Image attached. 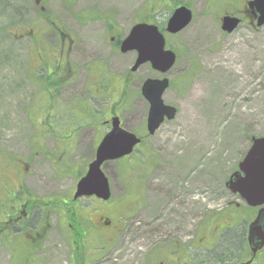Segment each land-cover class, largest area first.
Listing matches in <instances>:
<instances>
[{
  "label": "rangeland",
  "instance_id": "1",
  "mask_svg": "<svg viewBox=\"0 0 264 264\" xmlns=\"http://www.w3.org/2000/svg\"><path fill=\"white\" fill-rule=\"evenodd\" d=\"M180 5L188 6L193 20L180 33H165L167 47L177 54L178 59L166 74L171 82L163 95L164 102L177 109V115L172 120H166L154 135H150L146 127L149 104L142 96L141 87L145 79L159 77L160 74L149 64L132 73L130 69L137 53H121L114 48L110 37L115 36V41H122L140 22L157 23L164 30L172 12ZM239 8H243V0H0V158L17 153L31 159L32 153L28 154V151L39 150L38 141L43 145L40 157L50 155L55 149L53 144L75 143L76 137L67 134L38 137V129L49 128L55 122L59 127L70 124L72 127L84 126L73 114L64 122L57 114H52L51 108L61 113L69 101L72 106L75 100L80 99V84L83 86L87 77L86 63L89 64L96 57L93 54L98 52L97 58L104 63L107 74L114 75L115 82L119 83L120 77L124 82H128L130 76L134 77V82H129L127 88V107L124 100L116 106V111L122 116L124 126L139 132L144 140L134 159L129 157L133 161L106 164L104 170L110 179L113 202L133 191L139 181L143 186L145 203L138 212L144 217L148 211L155 214L149 216H158L164 208L161 218L165 221V232L171 243L174 239L190 241L199 230V238L203 235L200 246L210 245L214 232L220 234L225 229L223 227L228 228L224 226L222 215L229 212V202L232 201L233 208L229 215L235 214L234 202L243 203L226 183L238 170L253 138L264 137V103L248 105V100L260 92L264 93V26L252 29L245 22L231 34L221 29L223 15ZM112 24L114 28H111ZM30 30L36 35H32ZM60 30L71 33L74 38L72 48L75 51H72L69 60L77 73L71 77L73 85L64 87L63 84L67 83H61L55 88L48 78V72L53 67L46 65L45 69L37 64H45L39 54L45 56L49 64L50 60H56L53 49L62 47ZM68 46L67 40L66 48ZM249 47L262 49L260 59L257 60L255 53L253 63L244 71L245 79L240 78L248 81L243 91L246 94L240 97L233 95L232 98L251 114L245 122H235L231 108L222 103L216 104L222 101H217L215 96L219 90L229 89L235 82L226 78L224 68L228 62L239 55L242 48ZM219 61L221 65L217 67ZM237 70L242 72L239 67ZM49 88L56 97H62L52 99L50 105L46 102ZM104 93L106 95V84L103 86ZM111 96H105L102 101L105 113L114 106ZM97 141L98 137L94 135L78 136V150L71 146L74 151L71 155L74 156L70 177L67 178L51 170L45 171V158H36L34 173L38 185L44 186L43 180L38 179L44 177L57 194H68L67 191L74 189L76 179L86 170L88 162L92 161ZM62 150L61 147L57 155ZM53 167L57 168L56 164ZM150 205L152 210H148ZM124 209L129 214L126 212L128 206ZM256 209L244 210L240 218L245 220L237 224L230 220L229 224L236 225L229 227L231 231H222V239L226 237L227 243L236 242L239 246L243 231L247 236ZM218 215L221 216L217 218ZM127 217L121 219L126 225V232L120 241L131 239V220ZM216 220L215 225L209 224L210 233L203 234L207 221ZM60 233L61 236H57ZM60 233L57 231L53 241L50 239L54 249L52 264H66L68 261L69 246L64 239L67 233ZM140 234L141 242L130 243L126 247L135 252L131 259L116 244L113 253L118 259L121 257L118 264L143 261L147 240ZM220 242L213 246L212 251L218 248ZM244 245L241 243L238 250L231 254L233 259L242 261L249 258ZM204 246L200 248L199 255L206 261L205 264L233 263V260L229 261L230 255L220 256V253L207 261V255L203 254ZM261 252L253 264H264V249ZM109 256L113 259L111 253ZM14 259L13 247L0 251V264H10Z\"/></svg>",
  "mask_w": 264,
  "mask_h": 264
},
{
  "label": "flooded vegetation",
  "instance_id": "2",
  "mask_svg": "<svg viewBox=\"0 0 264 264\" xmlns=\"http://www.w3.org/2000/svg\"><path fill=\"white\" fill-rule=\"evenodd\" d=\"M249 1L243 0L242 9L239 8L235 12L225 13L224 15L230 14L238 17L242 23L246 22L252 29H255L256 14L249 9ZM114 27L112 24L111 28ZM29 32L32 35H36L33 30ZM59 36H62V47L61 49H53V56L56 60H50L51 63L49 64L46 62L45 56L39 54L42 63L45 64H37V66L45 69L46 65H49L48 68L53 67L48 72V78L49 83H52V87L55 86V88L61 83H67L63 84L64 87L73 85L74 82L71 77H74L75 73H77V69H73L72 62L69 60V57L71 58L72 56V51H75L72 48L74 38L71 33L63 31L59 33ZM115 38V36H111L110 41L117 50L120 49L121 41H115ZM67 40L69 41V46L66 48ZM93 55L96 57L91 59L89 64L86 63L85 71L87 77H85L83 86L80 84V99L75 100L72 106H70V101L68 104L62 103L66 105V109L64 108L65 111L61 113L54 112L51 108L52 114H57L64 122L67 121L70 114H73L75 119H80L81 122H79L84 126L72 127L70 124V126L59 127L55 122L49 128L38 129L39 133H37L38 137L46 135L54 137L59 134H67L72 138L75 136V143L74 141L67 145L59 143L58 146L53 144L52 147H55V149H52L53 151H51L50 155L40 157L43 145L38 141L37 146L40 149L28 151V154L32 153L31 159L17 153L10 156L5 154L0 158V251H5L7 247H13L14 264H52L51 257L54 249L51 248L53 244L52 242L50 243V239L53 241L54 232L57 230L59 233H67L65 234L66 236L64 235V239L67 242L66 245L69 246L66 264H108L110 261L113 264H118L121 257L118 259L113 253L117 247L116 244L121 246L122 253L124 252L131 259L135 252L126 247L130 243L141 242L140 233H142L147 240L145 242L147 252L142 262L135 260L136 264H205L206 261L199 255L200 248L204 246L199 244V242L203 241V235L199 238V230L196 235L194 233L191 236L190 241L183 242L174 239L173 243H171L165 232V221L161 218V214L164 216V208H162L158 216H149L155 214H151L148 211L144 217L143 214L138 212L141 211L142 204L145 203L143 186L139 181L138 183L134 182L137 184L133 191L126 193L115 202H113L112 196L109 200H103L97 195L76 196L79 180L85 176L90 162L96 158V151L103 137L112 129L113 117L120 116L119 112L116 111V106H119L125 100L127 107V88L132 80L134 82V77L131 76L128 78V82H124L121 77L119 78V83L115 82L114 75H108L104 63L97 58L98 52ZM104 84H106V95L105 93L102 94ZM110 94H112L111 97L114 99V106L109 112L105 113L102 101L106 98L105 96H110ZM59 98L62 97H56L52 88L47 90L46 102L48 105L51 104L52 99L58 100ZM120 118L122 127L127 129L123 124L122 116ZM82 135H94L95 138L98 137V141L94 143V146H96L95 155L92 161L88 162L84 173H81L76 179L77 182L74 189L67 191L68 194L66 195H59L44 177L38 178L43 180L44 186L38 185L34 173L35 159L45 158L44 163L47 165L45 166V171L51 170L54 173L56 172L57 175L63 174L61 177H70L69 171L74 156L71 155L74 153L71 146L75 147V151H77L79 147L78 136ZM38 139L40 140V138ZM61 147L63 148L62 153L57 155ZM131 156L134 159L135 156L133 154ZM125 159L123 158L119 162H125ZM54 164H56L57 168L53 167ZM237 196L241 199L239 195ZM126 199L127 202H124ZM241 200L243 203L234 202L237 211L234 210V215H229L233 211L232 201L229 202L228 205L231 206L229 212L227 211V214L222 215L224 226H228V228L223 227L225 228L222 230L223 233L227 229L231 230L229 227L233 228L238 222L245 220V218H240L244 215L242 214L244 210L257 208L256 215L259 212L260 208L252 207L245 200ZM125 206H128L129 212L128 210L126 212L129 214L125 213ZM152 208L153 206L150 205L148 210H152ZM220 216L218 215L217 218ZM126 217L131 220V239L130 241H120V237L124 236L126 232V225L121 219ZM230 220L236 224H229ZM216 223L217 220L207 222L203 234L208 233L210 230L209 224L215 225ZM198 227L199 224L196 226L195 231ZM222 231L220 234L217 232L213 233L214 240L209 242L210 245L207 244L203 247V249L205 248L203 251L204 256L212 251L214 245L215 247L218 245L217 242L224 236ZM243 232L242 244L243 242L245 243V253L246 256L249 255V258L238 261L241 259H233L230 256L229 261L233 260L232 264H248L252 260L246 231ZM61 234L57 236H61ZM110 253L113 255V259L112 256H109ZM261 253L260 251L249 264L255 263L256 258Z\"/></svg>",
  "mask_w": 264,
  "mask_h": 264
},
{
  "label": "water",
  "instance_id": "3",
  "mask_svg": "<svg viewBox=\"0 0 264 264\" xmlns=\"http://www.w3.org/2000/svg\"><path fill=\"white\" fill-rule=\"evenodd\" d=\"M250 10L255 12L257 27L264 25V0H250ZM192 11L186 6L176 8L169 17L166 32L177 34L192 21ZM241 20L225 15L221 28L226 33L234 32ZM120 51H135L136 61L132 67L135 72L140 66L149 63L151 67L166 74L176 63V53L167 48L165 34L155 23H137L122 40ZM169 87V79L148 78L142 86V94L150 103L148 130L150 134L161 126L167 118L173 119L177 109L164 103L162 96ZM141 139L120 126L118 117L113 119V128L101 141L96 159L89 165L87 174L79 181L76 196L97 195L103 200L111 196L109 180L103 172L105 162L121 158L132 153ZM239 169L231 175L227 187L253 207H262L248 229V242L253 255L264 247V137L253 138L252 145L245 158L239 163Z\"/></svg>",
  "mask_w": 264,
  "mask_h": 264
},
{
  "label": "bare ground",
  "instance_id": "4",
  "mask_svg": "<svg viewBox=\"0 0 264 264\" xmlns=\"http://www.w3.org/2000/svg\"><path fill=\"white\" fill-rule=\"evenodd\" d=\"M262 49L258 47V50H254V48L249 47V48H242L241 51L239 52V55L233 57L227 64L226 68H224V71L226 72V78L230 80H234L235 82L232 83L229 87V89H221L215 96L217 101L220 100L222 102H216V104H224L227 105L231 108L232 110V116L233 120L235 122H245L251 112L247 111L246 109L241 108L240 102L234 101L232 98L233 95H236L237 97H240L242 95H245L246 93L243 94V91L246 88V85L248 84V81H242L240 79L241 77H245V70L248 68L253 63L255 53H257V60L260 59L259 53L261 52ZM219 61L218 63H220ZM221 65L218 64L217 67ZM238 67L242 72H238ZM219 71H215V73H218ZM245 79V78H244ZM247 100L249 97H245ZM256 103H264V93L260 92L255 95L254 98H251L248 100V105H255ZM217 107L215 110L217 111Z\"/></svg>",
  "mask_w": 264,
  "mask_h": 264
},
{
  "label": "trees",
  "instance_id": "5",
  "mask_svg": "<svg viewBox=\"0 0 264 264\" xmlns=\"http://www.w3.org/2000/svg\"><path fill=\"white\" fill-rule=\"evenodd\" d=\"M231 231V230H230ZM243 237V235H242ZM243 240H241V242L239 243V246L235 243H227V238L224 237L218 248L209 252L208 255H207V261H211V257L214 256V255H217L218 253H220V256L222 254H228L231 256L232 253H235L237 250H238V247H240L241 243H242ZM244 243V242H243Z\"/></svg>",
  "mask_w": 264,
  "mask_h": 264
}]
</instances>
